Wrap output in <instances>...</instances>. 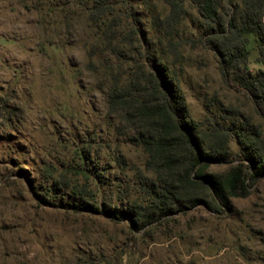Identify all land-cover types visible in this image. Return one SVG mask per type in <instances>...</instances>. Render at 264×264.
Listing matches in <instances>:
<instances>
[{"label": "rangeland", "instance_id": "rangeland-1", "mask_svg": "<svg viewBox=\"0 0 264 264\" xmlns=\"http://www.w3.org/2000/svg\"><path fill=\"white\" fill-rule=\"evenodd\" d=\"M94 1L0 0V264H264V178L250 183L248 196L231 197L229 207L200 188L196 193L211 208L201 204L142 231L129 219L40 203L38 193L53 198L69 192H54L47 176L78 178L73 169L85 172L81 182L99 179L95 203L101 206L150 200L145 190L150 179L141 175L153 177L146 168L148 154L108 112L107 66L117 71L120 61L101 53L90 20ZM130 1L144 42L157 54L164 42L152 18L168 7L163 0ZM109 2L124 26L132 22L125 0ZM200 32L191 17L183 21L178 38L184 59L171 65L188 113L197 121L221 119L232 129L245 122L264 127L252 100L222 81L218 56L198 42L186 43ZM91 46L98 51L97 71L87 66ZM250 50V69H264L253 40ZM127 57L123 72L138 55ZM230 146L237 164L235 138ZM229 168L213 164L208 171L224 174Z\"/></svg>", "mask_w": 264, "mask_h": 264}, {"label": "trees", "instance_id": "trees-1", "mask_svg": "<svg viewBox=\"0 0 264 264\" xmlns=\"http://www.w3.org/2000/svg\"><path fill=\"white\" fill-rule=\"evenodd\" d=\"M163 2L168 11L154 15L152 27L164 46L154 55L151 42H144L143 28L130 0H125V4L133 20L126 26L109 0H95L90 14L97 27L101 53L120 61L117 71L107 66L108 112L125 123L124 129L133 132L132 142L148 154L146 168L153 177L140 173L150 179L145 185L149 203L133 200L128 205L101 206L95 203L100 193L99 179H93L95 184L90 183L89 177L88 182H81L79 175L85 172L75 169L71 171L78 178L48 175L54 182V192L59 193L62 188L69 192L53 194V198L38 193L40 203L66 211L102 214L115 221L129 219L136 231H142L163 217L198 205L211 208L210 201L196 193L200 188L229 207L231 197L248 196L250 183L264 178L263 124L250 127L245 122L232 129L221 119L195 120L188 113L178 72L171 66L184 59L179 28L191 17L201 32L197 39H187L186 43L198 42L218 56L224 84L244 92L264 122V69L254 71L249 67L252 40L256 42L259 61L264 63V0ZM97 52L96 46L88 50L87 66L93 71L98 70L94 61ZM132 52L138 55L136 62L123 72L125 61H129L127 54ZM227 117L223 114L222 119ZM234 138L240 146L237 164H233L230 156ZM213 164H230V168L224 174L209 172ZM117 196L121 197L120 192Z\"/></svg>", "mask_w": 264, "mask_h": 264}]
</instances>
